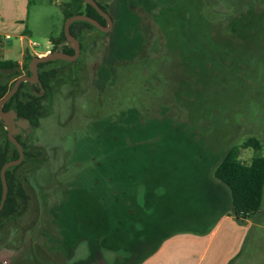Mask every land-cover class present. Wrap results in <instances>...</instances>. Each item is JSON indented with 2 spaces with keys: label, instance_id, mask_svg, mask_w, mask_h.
Here are the masks:
<instances>
[{
  "label": "rangeland",
  "instance_id": "obj_1",
  "mask_svg": "<svg viewBox=\"0 0 264 264\" xmlns=\"http://www.w3.org/2000/svg\"><path fill=\"white\" fill-rule=\"evenodd\" d=\"M71 1L30 0L20 27L25 46L35 43L29 50L52 49L50 39L60 36L63 7ZM96 1L109 4L112 29L106 35L86 31L76 61L47 66L59 71L43 100L46 114L38 128L21 134L45 162L31 174L27 165L16 172L28 201L0 235V264H33L32 255L39 264H59L49 251L58 233L47 210L63 207L70 221L79 212L90 226L91 207L110 188L131 196L126 244L135 249L117 254L132 264L162 238L208 230L225 212L228 200L220 189L226 187L213 171L229 148L256 138L261 149H242L240 160L264 157V0ZM247 11L256 24L236 25L245 37L224 29ZM8 43L19 46L17 37ZM118 47L138 53L117 63ZM10 80L0 70V84ZM121 158L130 162L117 175L126 181L110 183L108 163ZM92 230L83 234L77 256L87 253ZM244 252L234 264H264V229H249ZM115 254L103 253L108 260Z\"/></svg>",
  "mask_w": 264,
  "mask_h": 264
},
{
  "label": "trees",
  "instance_id": "obj_2",
  "mask_svg": "<svg viewBox=\"0 0 264 264\" xmlns=\"http://www.w3.org/2000/svg\"><path fill=\"white\" fill-rule=\"evenodd\" d=\"M29 2L30 0H28V3ZM82 3V0H72L70 3L66 4L63 7L65 16L64 21L72 15L84 14L97 20L104 26V18L88 4L83 3L84 5L82 8ZM97 4L102 10L108 13L114 22V18L108 12L109 4H101L99 2H97ZM157 6H160V1H158ZM135 9L136 11L141 10L143 13L145 12L140 6ZM149 10L152 13H157V7H155V5ZM247 12L238 13L235 16L233 15L226 23L227 25L224 29H228L237 37H245L241 34H237L236 25L244 23L246 27L254 28L256 19H254L250 12ZM114 28H116L115 23ZM88 30L98 31L95 27L86 22L76 21L70 25V33L78 39L80 48L83 47L81 41H84L86 31ZM50 42L53 46L50 50L51 52L61 51L67 54H73L72 48L64 37L63 29L60 36L58 38H51ZM58 46H60V48H58ZM123 51V47H118L115 51L117 63L123 60H131L138 53V51H135L129 55V53L125 54ZM34 56L35 55H31L26 51L21 65L15 61H0V70L8 71L9 77H11L9 83L5 82L0 84V99L10 90L18 77L29 74L28 63ZM54 62L56 61L38 64V79L41 83V88L45 90L42 97H36L33 94L34 90L39 93L41 92V88L38 85L31 86L23 82L20 84L17 92L3 105V111L13 109L19 117L28 119L33 127H38L41 117L46 114V105L43 100L51 94L52 82L57 77L59 71L56 67L47 68L48 65ZM4 128L0 120V168L7 161L17 159L18 157V151L8 140ZM16 139L23 147L25 157L21 164L12 166L5 172L8 193L4 206L0 211V235L9 222L18 216L19 211L24 208L23 206L28 200L26 190L21 184L20 178L16 172L23 165L29 167L33 162V158L39 155V150L34 151L29 149L28 146L20 140L19 136H16ZM246 148H253L259 151L261 149V143L256 138H248L241 145L229 148L213 171V178L223 184L229 193L231 215L239 224L244 223L260 210L264 191V157L254 156L250 162L246 164L240 160V151ZM129 163H126L123 158L119 159L117 165L108 163L107 170L112 173V175L108 177L109 182L114 183L118 178V180L124 184L127 177L122 176V179H120L121 177L114 176V173L123 175L130 168ZM1 191L2 184L0 180V198ZM131 203V196L127 190L124 188H119V190L110 188L109 196L102 197L96 207H91L95 214L93 215L94 222L90 226L88 224V226L82 224L79 212L77 217L74 216L72 218L73 220L70 221L63 207H52L49 212L50 215L54 217L58 237H50V253L53 254L55 260L59 264H96L98 261H104L106 264H110L111 262V264L130 263L129 256L117 253L120 251L124 252L126 249L127 251L133 248L135 249V247H129L128 244H126L130 236V225H126V222L132 214ZM90 228H93L92 231L95 234V238L92 241H87L85 239L87 253L83 256H77L76 252L79 250L80 243L84 241V236L89 232ZM165 238H167V236L162 238L158 243H154L140 259L132 264H141L159 248L161 242ZM104 252L116 254L113 255L110 261L104 257ZM235 259L231 260L228 264H234ZM32 260L33 264H39V260L36 256L32 255Z\"/></svg>",
  "mask_w": 264,
  "mask_h": 264
},
{
  "label": "crops",
  "instance_id": "obj_3",
  "mask_svg": "<svg viewBox=\"0 0 264 264\" xmlns=\"http://www.w3.org/2000/svg\"><path fill=\"white\" fill-rule=\"evenodd\" d=\"M28 0H0V61H15L22 64L26 51L31 55L43 56L50 48L39 53L25 46V31L20 29L26 13ZM11 37H17L19 46L9 42ZM13 54L17 59L10 60ZM227 196L228 206L213 226L196 234L171 235L165 238L159 248L141 264H228L242 262L245 256L244 245L249 229L252 227L264 229V191L260 210L245 223H237L230 210V196L227 189H220Z\"/></svg>",
  "mask_w": 264,
  "mask_h": 264
},
{
  "label": "water",
  "instance_id": "obj_4",
  "mask_svg": "<svg viewBox=\"0 0 264 264\" xmlns=\"http://www.w3.org/2000/svg\"><path fill=\"white\" fill-rule=\"evenodd\" d=\"M83 3L90 5L100 16H102L105 20V26L101 25L97 20L84 15V14H75L68 17L64 21L63 25V34L70 47L73 50V54L63 53L61 51H52L43 56H34L28 63V75H22L18 77L10 90L0 99V120L6 127L7 138L12 145H14L18 151V158L14 160L7 161L0 168V180L2 184L1 198H0V211L2 210L5 200L7 198L8 187L5 177V172L8 168L12 166H16L20 164L24 158V153L22 146L16 140L15 136L17 133L21 131V129H25L30 125V121L28 119L18 118L16 112L11 109L8 111H3V105L17 92L21 83L26 82L30 85L37 84L41 88V83L38 79V64L46 63L55 60H61L66 62H72L76 60L80 54V44L77 38H75L70 33V25L73 22L81 21L86 22L97 30L107 33L112 29V19L101 7L97 4L95 0H82ZM41 92H44V89L41 88Z\"/></svg>",
  "mask_w": 264,
  "mask_h": 264
},
{
  "label": "flooded vegetation",
  "instance_id": "obj_5",
  "mask_svg": "<svg viewBox=\"0 0 264 264\" xmlns=\"http://www.w3.org/2000/svg\"><path fill=\"white\" fill-rule=\"evenodd\" d=\"M113 22V21H112ZM105 26V25H104ZM113 26V25H112ZM99 31V30H98ZM99 32H101V31H99ZM101 33H103V32H101ZM106 34V33H105ZM80 44V43H79ZM80 50H82V48H80ZM51 52V51H50ZM78 58H79V56H78ZM77 58V59H78ZM76 59V60H77ZM76 60H74V61H76ZM55 61H61V60H55ZM74 61H72V62H74ZM64 62H66V61H64ZM22 76V75H21ZM30 85V84H29ZM34 85H37V84H33V85H31V86H34ZM44 93H45V90H44V92L42 93V92H37L36 90H34L33 91V94L36 96V97H42L43 95H44ZM50 95V94H49ZM18 116V115H17ZM18 118H21V117H19L18 116ZM21 119H25V118H21ZM3 123V122H2ZM4 125V124H3ZM4 127H5V125H4ZM39 127V126H38ZM38 127H33L32 125H31V123H30V125L27 127V128H25V129H21V131L19 132V133H17V135L16 136H19V138H20V140L21 141H23L22 139H21V134H23L27 129H36V128H38ZM6 128V127H5ZM6 134H7V131H6ZM16 136H15V138H16ZM17 140V139H16ZM24 142V141H23ZM25 143V142H24ZM26 144V143H25ZM21 145V144H20ZM27 145V144H26ZM14 146V145H13ZM15 147V146H14ZM16 148V147H15ZM22 149H23V147H22ZM33 150V149H32ZM34 151H38V150H34ZM23 153H24V150H23ZM38 156L39 155H37V156H35L34 158H33V162H32V164L31 165H29V171H30V173L29 174H31V173H33V171L35 170V168H36V166H40V165H42L45 161H42V162H39L38 161ZM25 157V156H24ZM18 158V157H17ZM23 160H24V158H23ZM22 160V161H23ZM22 163V162H21ZM20 163V164H21ZM19 165V164H18ZM18 175V177L20 178V181H21V179H23L22 177H21V175L20 174H17ZM114 176H117V173H114ZM27 179L28 178H26V183L28 184V186L29 187H31V189L33 190V188H32V186L28 183V181H27ZM43 190V189H42ZM34 191V190H33ZM35 193V192H34ZM28 195V194H27ZM35 196H36V194H35ZM36 198H37V196H36ZM48 198V197H47ZM28 201V200H27ZM41 201H43V200H41ZM46 201V205H50L51 207L53 206V203L51 204V203H49L48 204V202L50 201L49 199L47 200H45ZM27 203V202H26ZM26 205V204H25ZM25 205L23 206V207H25ZM43 205H44V203H43ZM38 206H40V204H38ZM47 213H48V215L50 214V212H49V210H47Z\"/></svg>",
  "mask_w": 264,
  "mask_h": 264
},
{
  "label": "built area",
  "instance_id": "obj_6",
  "mask_svg": "<svg viewBox=\"0 0 264 264\" xmlns=\"http://www.w3.org/2000/svg\"><path fill=\"white\" fill-rule=\"evenodd\" d=\"M31 46H35V43L34 42H29Z\"/></svg>",
  "mask_w": 264,
  "mask_h": 264
}]
</instances>
